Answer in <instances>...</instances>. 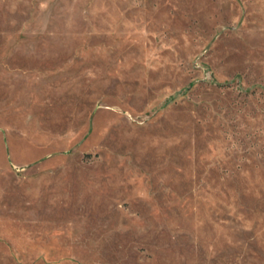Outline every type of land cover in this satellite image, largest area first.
<instances>
[{
  "label": "rangeland",
  "instance_id": "obj_1",
  "mask_svg": "<svg viewBox=\"0 0 264 264\" xmlns=\"http://www.w3.org/2000/svg\"><path fill=\"white\" fill-rule=\"evenodd\" d=\"M0 264H264V0H0Z\"/></svg>",
  "mask_w": 264,
  "mask_h": 264
}]
</instances>
